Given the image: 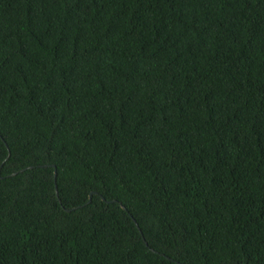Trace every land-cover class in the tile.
Masks as SVG:
<instances>
[{"label": "trees", "instance_id": "obj_1", "mask_svg": "<svg viewBox=\"0 0 264 264\" xmlns=\"http://www.w3.org/2000/svg\"><path fill=\"white\" fill-rule=\"evenodd\" d=\"M0 264H264V0H0Z\"/></svg>", "mask_w": 264, "mask_h": 264}, {"label": "water", "instance_id": "obj_2", "mask_svg": "<svg viewBox=\"0 0 264 264\" xmlns=\"http://www.w3.org/2000/svg\"><path fill=\"white\" fill-rule=\"evenodd\" d=\"M55 176V173L53 172V177ZM54 194H55V197H56V192H55V189H54ZM91 195L92 194H89L88 197H87V202H86V205H88L90 203V198H91ZM101 201L103 202V200L101 199ZM58 202V201H57ZM59 203V202H58ZM111 203H114V202H111ZM121 208V207H120ZM123 210V208H121ZM73 211V210H71ZM65 212H68V211H65ZM133 222V221H132ZM146 246V244H145Z\"/></svg>", "mask_w": 264, "mask_h": 264}]
</instances>
